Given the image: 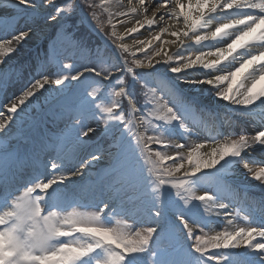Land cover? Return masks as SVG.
Segmentation results:
<instances>
[{"label":"clouds","instance_id":"1","mask_svg":"<svg viewBox=\"0 0 264 264\" xmlns=\"http://www.w3.org/2000/svg\"><path fill=\"white\" fill-rule=\"evenodd\" d=\"M57 4L63 0H56ZM75 2V0H74ZM89 0H79V4L85 5ZM172 7L170 21H175L183 28L188 26L184 24V18L180 15L176 8V0H169ZM41 0H37L40 4ZM44 4H48L49 0H43ZM246 3L248 7L255 8L260 12L259 16L243 17L238 19L225 18L209 30L203 33H195L189 36V39L194 44H200L203 41H219L229 37V33L234 29H239L234 35L228 39V43L221 47L212 49L208 52H202L195 55L194 60L188 57H182V63L178 65L169 64L172 60V55L162 52L159 46L151 47L142 57L131 61V67H127L126 71L130 76L140 83V88L137 89L136 95L130 94L127 81L123 76H119L116 83L120 86L114 87L109 84L107 87L108 102L105 103L101 110L98 111L95 119H87L83 121V126L87 132H97L96 140L88 137V144H94L96 141L105 137L107 129L119 123L126 130L127 134L136 141L140 148L142 158L147 156L151 160V166L148 167V172L152 177L153 190L155 192L157 203H159L160 190L167 185H170L179 195L182 203L187 206L193 199L203 202L205 214L212 213L216 209L225 208L224 203L213 201L212 196L200 193H194L190 188L186 187L187 178L195 175L196 171L212 168L226 156H240L242 150L246 146L250 147L257 143L264 144V132L252 135H225L221 139H214L211 142H197L187 140V143L181 144L175 139H168L160 134H153L151 130L156 129L150 117H155L156 120L170 122L178 120L176 112L169 106V99L175 102V97L161 95L158 91L160 88V78L154 79V87H149L141 78L142 74H149L156 65H167L168 71L172 73L181 72L186 66L189 68H200L209 74L205 79L196 80V84H206L210 86V93L215 99L223 100L230 106H249L259 101V106H264V47L252 55L238 57L237 52L247 45H242L237 48L234 41H238L252 26L260 22L264 25V3L256 4L252 0H211L210 11L215 12L227 10L231 7L241 6ZM83 14L86 16V9L82 8ZM182 18V19H180ZM97 24L91 18L86 17L87 24L103 38L107 39L113 31H116L111 20L107 24ZM50 23V21H49ZM102 25V26H101ZM109 26L112 30L109 31ZM70 27L67 23H60L59 28L66 30ZM73 37L72 32H68ZM170 34H172L170 32ZM117 35H119L117 33ZM175 35L182 39L183 36H188V31H184L181 35L179 29L175 30ZM258 39L264 41V26L261 27L258 33ZM136 41H133L135 44ZM171 43L175 44V41ZM250 43H255L252 41ZM141 48L145 47L142 42ZM168 47V45H163ZM176 47H179L177 44ZM39 66L41 71H44L49 63L44 52L41 51L32 61L28 62L21 68V71H31L32 64ZM99 68V65H98ZM90 69L82 68L81 72L87 73ZM136 72L140 76H136ZM102 70L96 72V76L100 77ZM113 75L109 72L103 76V82L95 83L88 80L83 88L78 92L79 98L90 107V98H94L95 90L104 89L105 82L108 81V76ZM47 79V78H45ZM66 79V78H62ZM229 86L230 89H229ZM165 95L167 91L165 90ZM139 97V99H137ZM151 104L152 107L147 111V116L139 112L138 103ZM161 113L164 115L161 116ZM206 117L210 118V114L205 113ZM90 122L92 126L90 125ZM179 127L187 133L189 129L184 122L179 123ZM93 133V132H92ZM152 133V134H148ZM154 136H160L159 139H154ZM187 139V138H186ZM150 144H160V150L153 151L149 148ZM110 143L108 147H111ZM103 156L102 159H104ZM101 159V160H102ZM108 167H112L109 164ZM250 176L249 172H247ZM75 178H83L79 170L71 172ZM264 169H260L256 174V179L260 184L264 185ZM178 181V183H177ZM55 184L54 181H49V186ZM93 184L92 180L84 179L83 183L73 186L71 189L65 184H58L49 190V187L33 185L31 187H20L11 199L8 201V207L0 209V237L5 238L8 230L16 226V207L20 200L27 198L30 202V211L33 218L39 219L46 226V243L43 248L36 247L31 251L32 264H66L69 256H83L94 249L103 248L106 256L110 257V264H123V257L128 254L127 251L132 248H145L149 245L155 232V227L141 225L132 228L129 222L124 218L113 216V223L108 225L104 222L103 215L108 205L102 203L97 209L87 211L80 210L75 204L70 207L61 206L60 201L67 197L80 196ZM39 187V191H37ZM181 189L185 195H181ZM111 216L112 214L109 213ZM231 219L227 221L228 227L222 231H204L200 229L199 234L192 239L193 246H199L201 250L210 247L236 248L238 244L247 240L249 243L259 234L264 235V229L253 227L249 223L236 224L234 223L237 216L240 219L247 221V217L236 212L235 209L229 214ZM189 232L196 231L195 226L189 227ZM27 231V229L25 230ZM142 237L147 238V243L142 240ZM258 247V245H253ZM77 250H79L77 252ZM75 253V255H74ZM257 255L256 253H254ZM9 251L0 250V264H6V259L10 256ZM257 264H264V255H260Z\"/></svg>","mask_w":264,"mask_h":264},{"label":"snow or ice","instance_id":"2","mask_svg":"<svg viewBox=\"0 0 264 264\" xmlns=\"http://www.w3.org/2000/svg\"><path fill=\"white\" fill-rule=\"evenodd\" d=\"M152 5V8H158L159 10L155 11L150 19H147L149 6L146 4V0H141L139 5H137L136 0L135 2L132 0V4L127 7V11H122L125 8V4L121 3L120 0H89L85 5L79 4V0H75V2L74 0H63L60 4H57L56 0H49L48 4H44L43 0H41L40 4H37V0H13L10 9H0V201H2L0 202V209L9 206L8 201L20 187L43 185L51 190L58 184H65L74 179L75 177L71 175L72 171L78 169L81 174H84L90 166L100 161L104 156L103 148L100 144H95L91 147L88 144L86 158H80V152L88 142L90 134L94 132L92 130V132H87V135H85L84 133L87 130L83 126V121L95 119L98 111L108 102V86L106 87L105 85L104 89L95 90L94 98H90L91 105L94 107L85 104L79 98L78 93L69 92L73 81L79 82L83 80L84 83H87L88 80L95 83L103 82V76L107 74L102 73L100 77H97L96 72L100 71L97 65L107 63L104 55L98 53L95 62L91 66L83 67L90 69L89 72L72 71L74 59L86 60L85 64L87 65L89 51L64 29L58 28L48 45L47 59L52 64L58 65L54 73L45 71L34 72V70L21 71L24 65L11 62L13 54L18 49L25 47L26 42L35 35L34 28L40 20L39 13L36 11L38 6L51 7V12L46 17V23H49V21L50 23L63 21L71 17L78 7H82L86 9V17L96 21L97 24H100L101 18H103L104 14H107L108 20L112 22L114 18L124 17L127 19L131 17L136 20L138 26L143 25L139 29H144L145 26H149V28L158 26L154 23L155 20L162 16L170 17L171 15L169 9H171L172 5L169 0H152ZM187 7L188 3L185 4L184 0H176V8L182 17ZM25 9L31 11L25 12ZM142 9L147 22L144 19H137V17L141 16ZM21 25L26 26L21 27ZM131 31L132 34L138 33L135 28ZM139 34H143V32H139ZM111 35L117 36V33L113 31ZM66 61H71V63ZM85 76L88 77V80H85ZM114 80L117 81L118 77L110 75L107 82L113 84ZM46 85L57 87L46 88ZM113 86H118V83ZM161 87L162 85H160ZM41 90L49 93V96L54 94L56 102L46 110H40L37 117L32 119L30 126L35 127L41 121L46 123L49 117L55 120L63 119L66 123L67 133L55 134L50 139L46 136L40 137L39 140L22 131L13 134L12 129L24 121L32 99L37 94H43ZM145 115L147 116V114ZM163 115L161 113V116ZM150 118L152 122L154 120L163 121L156 120L155 117ZM153 124L157 127L154 122ZM261 132H264V127L259 128L251 135L256 136ZM160 136H154V139H159ZM257 144L264 145L261 143ZM152 145L161 146L160 144ZM248 148L246 146L244 150ZM145 162L148 167L151 166V160L147 156L145 157ZM240 165L249 172L253 179H256V174L260 169H264V166H252L244 160H240ZM26 168H30L31 172L22 181L18 180V174L22 169ZM194 171L198 172L199 170ZM261 179H264V177H261ZM49 181H54L55 184L49 186ZM257 181L260 182L259 180ZM37 190L39 191V187H37ZM16 221L15 228L8 230L5 234L6 251L11 253L6 259V264H32L31 259H29L32 249L45 246L47 239L46 226L39 219L32 217L30 202L27 198L20 200L17 204ZM188 226L191 227V225ZM26 229L27 231H25ZM191 233L193 238L198 235L195 231ZM257 237L259 239L252 240L250 243L245 240L238 244L237 247L244 246L252 250V252L258 254L257 257L259 259L260 255H264V235L259 234V229L257 230ZM141 239L147 243L146 237ZM253 245H258V247H253ZM192 247L196 253L200 254L202 264H213V250L221 249L210 247L201 250L199 246L192 245ZM95 250L83 256H69L66 264H79L82 258L89 256ZM144 251L145 248H141L139 245L127 250L128 254L123 257V264H128L131 254ZM96 264H101V262L97 261ZM102 264H110V257L105 256Z\"/></svg>","mask_w":264,"mask_h":264},{"label":"bare ground","instance_id":"3","mask_svg":"<svg viewBox=\"0 0 264 264\" xmlns=\"http://www.w3.org/2000/svg\"><path fill=\"white\" fill-rule=\"evenodd\" d=\"M121 3L125 4V8L122 11H127V7H130L132 4V0H120ZM210 2L211 0H184V3H188V7L185 10V14L183 15L184 24L188 26L187 29L183 28L180 24L175 21H170V17H160L155 20L158 26H145L144 29H139L143 25H137L136 20L129 17L125 19L124 17L114 18L113 22L115 25V33L119 39V46L117 48L112 47L113 52H117L118 57L122 58V64L119 69L125 70L127 67H130L129 63L123 58L121 47H125L132 57L135 59L143 56L145 52H147L151 47L159 46L162 52H166L172 55V60L169 61V64L178 65L182 63V57H188L190 59L195 58V55L202 52H208L212 49L221 47L223 44L228 43V39L231 35H234L236 31L239 29H234L229 33L228 38H224L219 41H203L200 44H194L189 39V36L199 32L203 33L211 26H214L215 23L225 19H238L243 17H254L259 16L260 12L255 8H250L246 3H242L241 6L231 7L227 10H220L219 8L215 12L210 11ZM253 3L261 4L264 3V0H252ZM137 5L141 2H136ZM13 0H0V9L12 7ZM49 7H39L36 11L39 13L40 20L34 28L35 35L32 39L26 42V46L18 49L16 53L13 54L11 58V62H15L29 52V50H33L34 48L41 45L44 41L45 35L50 31V29L57 22L46 23V19H44L46 12H48ZM158 9L152 8L148 10L147 19H150L155 11ZM31 11V10H29ZM44 19V20H43ZM137 19H144L147 22L146 18L143 15V9L141 10V16L137 17ZM182 19V18H180ZM86 21V18H85ZM87 23V22H86ZM26 25H21L24 27ZM87 26H89L87 24ZM264 26L260 22L255 23L252 26V29L248 31L244 36H242L238 41H234V45L237 48H241L242 45H247L246 47L241 48L239 52L236 53L238 57H244L248 55H252L254 52L259 51L261 47H264V41L258 39V33L261 27ZM90 27V26H89ZM136 29L138 33L132 34V29ZM90 29H92L90 27ZM179 29L181 35L184 31H188V36H183L182 39L178 38L175 35V30ZM139 32H143V34H139ZM170 32L172 34H170ZM97 34V32H96ZM98 35V34H97ZM133 41H136L133 44ZM175 41V44L171 43ZM255 41V43H250ZM108 42V41H107ZM145 44L144 48L140 47L141 43ZM179 47H176V45ZM163 45H168V47H163ZM108 46H110L108 44ZM119 52V53H118ZM158 66H161V74H166L170 83L174 88L177 89L181 95L187 96V99H190L195 106L198 107V111L196 114L190 116L191 120H193L195 126H198L203 131H206L209 135V141L211 142L214 139H221L225 135H251L256 130L261 127H264V115H261L260 111H255V109L264 110V106H259L260 102L257 101L253 105L249 106H230L227 102L219 99H215L210 95V86L206 84H196L194 81L205 79L209 74L203 69L198 67L189 68L185 67L179 73H172L168 71L167 65H156L152 71L157 69ZM154 84V79L157 77H149ZM167 79V80H168ZM164 80H160L161 88L159 91H165L166 84L168 82ZM164 81V82H163ZM46 88L52 86H45ZM37 94L35 98L32 99V103H36V101H40L45 96H47V92ZM210 114V118L206 117L204 114ZM7 115V114H6ZM6 119V116H5ZM54 122V121H53ZM52 124V122L50 123ZM49 124V125H50ZM19 125L15 126L12 129L13 134H17L20 130ZM45 127L40 126L37 130L36 138L39 137H50V134L45 131ZM44 134V135H43ZM97 132H93L90 134L91 139H95L97 136ZM43 135V136H42ZM177 138L182 141L187 142L188 139L199 142L195 137H190L184 133H180ZM187 138V139H186ZM39 140V139H38ZM101 143H99L104 152L105 158L96 162L94 165L90 166L88 171L85 173L83 178H74L65 183L71 189L75 185H79L83 183L84 179L92 180L93 184L85 191L83 196H75L76 202H83V199L87 196L90 198L98 197L104 204L110 205L115 201V194L117 191L110 189L111 181L108 178H103L101 172H105L106 167L112 162L114 157V145L112 141L108 138L102 137ZM112 144L111 147H108L109 144ZM183 144V143H182ZM95 144L91 145L94 146ZM89 146V147H91ZM88 153V147L81 149L80 158H86ZM54 155V151H53ZM225 159H229L230 163L227 165V169L221 170L222 164ZM240 160H244L249 165L252 166H264V145L256 144L250 146L248 149L242 150L241 155L238 157L228 156L223 160L219 161L212 168L201 169L193 175V177H199L204 172H214V170H219L220 173L225 174L230 171L235 172L232 178L226 179L221 182H213L211 181L210 185L202 183V180L199 179L197 185L200 190L204 188H211L213 201H217L220 203H224L226 207L224 209H216L214 210L210 216L206 217L203 221L204 225H207L211 231H220L218 228V224L222 222L225 225V228L228 227L227 221L231 219L230 215H226V213H231L233 211L231 202L235 205L239 204L242 207L243 201L248 202L250 211L249 215H253L252 220L244 221L240 219V216H237L234 223H238L241 221L243 223H249L253 227H258L264 229V185L260 184L257 180L253 179L248 175L247 171L241 167ZM30 171V168L22 169L18 174V180H22L26 178V172ZM249 189V194L251 197L248 198L244 195L238 193V191H234V187ZM63 200V199H62ZM62 200L60 203L62 204ZM2 202V201H0ZM131 216L134 217L137 221H148L145 214L142 213L141 210L131 212ZM173 218L176 227L188 237L191 233L188 232L185 225L195 226L191 220L186 219L180 212L176 211ZM236 223V224H237ZM154 227V226H153ZM157 226L155 229L157 230ZM259 239L258 237H254V240ZM4 238L0 237V250H4ZM6 250V249H5ZM220 250L230 251L232 254L237 257V259L242 261L243 264H257L258 257L252 252V250L245 248L244 246L237 248H221ZM227 258V257H226ZM30 259V258H29ZM236 259V258H235ZM230 264H233L230 262Z\"/></svg>","mask_w":264,"mask_h":264},{"label":"rangeland","instance_id":"4","mask_svg":"<svg viewBox=\"0 0 264 264\" xmlns=\"http://www.w3.org/2000/svg\"><path fill=\"white\" fill-rule=\"evenodd\" d=\"M136 2H141V0H136ZM146 4L150 9H152V0H146ZM25 12L30 11L28 9H25ZM50 12L51 7H49L48 12H46L44 19H46L47 15H49ZM98 15H100V13H98ZM84 18L85 17L82 16V7H78L76 12L71 17L55 23V25L45 35L44 41L41 43V45L36 47V49L34 48L31 51L29 50V52L26 53L22 57V59H19L14 63L27 65V63L32 61L33 58L37 56L41 51H43L45 56L48 57L49 41H51L55 36L60 23H67L70 25V27H68L65 31L72 32L73 38L77 40L81 46L88 49L89 51L87 65L85 64L87 62L86 60L74 59V67L72 71H82V68L84 66H91L92 63L95 62L97 54L102 53L107 60V63L99 64V69L102 70V73H106L108 75V73L111 72L117 77L123 76L127 81V87L130 94L136 95L137 89L140 88V83L132 76H130L126 69H119L120 65L123 63V60L122 58L118 57L117 52H113L112 50V47L117 48L119 46L118 37L110 35L107 39H105L98 33L97 35L93 29H90V27L87 26ZM107 21L108 16L107 14H104L102 23L107 24ZM112 24L114 25V22H112ZM111 30L112 26H109V31ZM108 44L110 46H108ZM120 50H122L123 58H125V60L131 67V61L134 60L135 57H132V55L125 47H121ZM66 62L71 63V61ZM32 66L35 70L34 63L32 64ZM57 66L58 65L49 62L44 71L48 73H54ZM161 68V66H158L157 69L150 72L149 74H142L141 78L149 87H154L149 77L153 78L155 76L164 81L168 79L166 74H161ZM36 69L37 72L41 71L39 66H36ZM136 76L139 77L140 73L136 72ZM167 82L168 84H166L165 88L167 91V95H165V91L160 92L161 95L165 96L166 99H169V97H175V102H173L172 99H169V106L173 108L179 119L171 122L154 120L153 122L157 125V127L156 129L151 130L152 133H158L168 139H175L181 144H185L187 142L182 141L181 139L179 140L177 138L180 133H184V131L179 127V123L183 121L185 126L189 129V131L184 134L189 135L190 137H195L199 142H210L208 140L209 135L207 134V132L203 131V129H200L198 126H195L193 120H191L190 118V116L197 113L198 107L195 106V103H193L190 99H187V96L181 95V93L172 86L169 79L167 80ZM112 83L113 85L117 84L115 80ZM84 84L85 83L83 80L79 82L73 81L69 92L78 93L83 88ZM105 85L107 87L109 85V82H105ZM119 86L120 85L118 84V86L116 87L118 88ZM46 98L48 101L47 103ZM137 99H139V97H137ZM55 102V95L52 94V96H49V94H47V96H45L40 101L31 103L27 110V115L25 116L24 121L18 124L20 128H23L20 131L35 138L37 135V130L40 126H44L46 128L45 131L47 133L49 131L52 136L60 133H67L66 123L63 119L55 120L49 117L46 123L41 121L39 125L35 127L30 126L32 119L37 117L40 110H46ZM144 102L145 103H138L137 107L140 113L147 114L148 109L152 105L146 104V101ZM255 111H260L259 113L261 115H264V110L255 109ZM51 122L52 124H50ZM89 126H92L91 122ZM152 133L148 134L150 135ZM105 138H108L112 141L115 154L112 162L110 163L112 164V167L107 166L105 172H101V174L103 175L104 179L108 178L111 181L110 189L117 191V193L115 194V201L112 202V204L108 205L107 209L105 210V213L103 215L104 222L108 225H111L113 223L112 217L115 216L127 220L130 227H132L133 229L141 225L158 227L157 230H155L149 245L145 247V251L142 253L131 254L128 259V264H202L200 254L196 253L194 248L192 247V239H194H191L192 233L188 237H186L185 234H183V232L176 227L174 223L175 219L173 218V216L177 211L180 212L186 219H189L193 223H195L196 234H199L200 229H203L204 231H210L211 229H209L207 225L203 224L205 218L210 216L211 214H205L204 207L206 205H203V202L201 201L193 199L187 206H185L182 203L179 195H177L176 191L170 185L164 186L160 190L159 203H157V198L153 190L152 177L148 172V165L146 164L145 159L142 158L140 148L138 147L136 141H134L133 138L127 134L126 130H124L123 126L119 123L107 129ZM92 140H96V138ZM100 142L101 140H98L94 144H98ZM91 145L93 144H90L89 146ZM161 147L162 146L159 145H149V148L153 151L160 150ZM229 163L230 160L225 159L220 169H227V165ZM220 169L214 170V172L209 173L204 172L199 177H188L187 181L185 182L186 187L190 188L194 193H206L212 196L211 188L207 187L203 190H200L197 183L199 179H201L202 183L210 185L211 181H215L218 183L225 180V178H232L235 174V172L233 171H230V174H222L219 172ZM234 189V191H238V193L244 195L247 198L249 196L251 197V194H249V189L245 190L242 188H238L237 186L234 187ZM180 194L185 195L183 189H181ZM92 198H84L81 204H77V202H74L73 198H68V205L63 203L61 206L70 207L75 204L80 210L87 211L90 209H97L102 203H104L98 197H95L94 199ZM243 205H245V207H242L239 204L235 205L234 203H231L232 209H235L236 212L240 213L243 216H246L248 218L247 221L249 222V220H252L253 215L248 214L250 209L249 204L246 201L243 202ZM139 210H141L142 213L145 214L148 221H137L134 217L131 216V212ZM109 213H111L112 215L110 216ZM237 224L244 223L238 221ZM218 228L220 231H222L225 229V225L220 222L218 224ZM4 244L5 246L3 245L2 248H4L5 250L7 249L6 238H4ZM78 251L79 250H77V252ZM213 251V264H230V262H232L233 264H243L242 261L239 262L237 257H235V255L230 251L220 249H216ZM9 254L11 253L9 252ZM105 256L106 253L103 248L96 249L93 253L89 254V256L82 258L79 264H96L97 261L101 262L102 264Z\"/></svg>","mask_w":264,"mask_h":264},{"label":"water","instance_id":"5","mask_svg":"<svg viewBox=\"0 0 264 264\" xmlns=\"http://www.w3.org/2000/svg\"><path fill=\"white\" fill-rule=\"evenodd\" d=\"M82 16H84L86 18V16L82 13Z\"/></svg>","mask_w":264,"mask_h":264}]
</instances>
